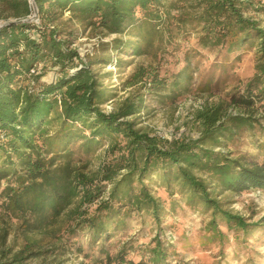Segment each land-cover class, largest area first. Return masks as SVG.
Listing matches in <instances>:
<instances>
[{
    "label": "trees",
    "instance_id": "trees-1",
    "mask_svg": "<svg viewBox=\"0 0 264 264\" xmlns=\"http://www.w3.org/2000/svg\"><path fill=\"white\" fill-rule=\"evenodd\" d=\"M35 2L38 24L23 22L31 13L28 0H0V264H66L63 241L76 229L88 232L91 242L108 241L133 215L159 227L165 205L146 184L153 177L168 197L174 185L187 206L210 213L207 243L225 239L218 219L245 240L262 231L264 219L248 223L223 208L220 198L264 191V166L223 150L248 131L264 135V26L254 18L264 6L245 0ZM65 13L84 29L116 38L101 43L100 54L85 62L53 26ZM189 26L199 30L197 46L203 50L222 46L230 55L255 48L254 74L229 100L195 111L197 139L169 142L137 128L147 107L136 85L150 89L161 104L174 103L193 78L189 64L161 78L156 70L137 67L125 82L133 91L119 101L103 82L111 73L100 77L92 69H121L122 55H158L170 44L173 27ZM47 61L60 76L46 84L40 80ZM34 68L37 74L31 75ZM109 103L113 109L105 112ZM76 144L85 157L105 147L96 170L74 160ZM70 221L73 226L64 228ZM129 249L105 253L106 264H170L171 257L173 264H184L159 236L147 249V262L127 260Z\"/></svg>",
    "mask_w": 264,
    "mask_h": 264
},
{
    "label": "rangeland",
    "instance_id": "rangeland-1",
    "mask_svg": "<svg viewBox=\"0 0 264 264\" xmlns=\"http://www.w3.org/2000/svg\"><path fill=\"white\" fill-rule=\"evenodd\" d=\"M245 1L252 2L255 8L264 6V0ZM254 18L264 26V13L256 14ZM53 26L63 33L59 37L60 40L67 41L69 48L75 50L85 62L88 57L100 54L101 43H110L116 38L114 35L103 36L99 31L84 29L75 21H71L68 13L59 18ZM172 33L174 35L170 44L166 41V45L164 44L166 47L159 54L157 53L158 55L140 58L122 55L120 58L124 64L121 69L115 68V65H108L105 68L96 66L92 70L100 77L111 73V77L105 78L103 82L108 88L116 90L118 94L116 101H119L133 91V88L125 87V82L137 67L141 66L148 71L156 70L161 78L170 77L171 74L189 64L193 78L186 85L185 92L182 88L180 89L181 94L174 103L168 101L161 104L151 95L150 89L136 85L142 88L141 92L147 107L145 113L138 119L137 128L169 142L181 138L195 140L200 134L199 123L195 120V111L206 103L229 100L238 92L242 84L254 74L256 49L245 47L236 54L228 55L222 46L204 50L199 48L197 40L200 33L196 27L189 26L185 31L182 29L177 31L176 27H173ZM110 55L112 56V53ZM185 58H189V62L185 61ZM44 66V75L48 73L52 79L49 80L50 76L42 77L40 82L47 84L56 81L60 76L59 68L53 67L48 61ZM113 106L110 103L106 104L103 110L110 112ZM229 111L238 112L236 108H231ZM78 146V144L73 146L74 160L88 163L90 170H96L100 158L103 159L105 147L97 154L85 157L79 154ZM223 150L229 151L233 158H244L251 164L264 166V135L257 130L241 134ZM146 184L154 190L155 196L159 197L165 205L160 226L155 225L149 218L133 215L131 219H127L126 227L114 233L110 240L99 239L94 242L90 241L88 232L76 229L74 234L68 236L69 239L64 238L63 241L66 264H106L105 253L114 255L123 245L127 249L130 248L126 255L127 260L147 262L149 259L147 249L156 236H159L166 244H170L172 253L175 252L184 264H264V228L245 240L241 234L228 233L225 224L218 219L219 228L226 232L223 234L225 239L224 241L211 240L207 243V238L203 235L204 227L210 220V213L202 211L200 206L193 208L187 206L174 185L172 187L174 195L168 197L164 188L158 185L157 178L153 177V181ZM220 199L223 208L246 219L248 223L264 219V191L239 195L224 194ZM171 201L175 203L174 209L170 208ZM91 208L94 209L95 206ZM70 222L62 225L64 228L68 225L73 226L72 221ZM15 233L16 242L20 243L21 231ZM13 237L11 235L8 244H11ZM201 241L203 246L200 245ZM170 260V264L175 261L173 257Z\"/></svg>",
    "mask_w": 264,
    "mask_h": 264
},
{
    "label": "built area",
    "instance_id": "built-area-1",
    "mask_svg": "<svg viewBox=\"0 0 264 264\" xmlns=\"http://www.w3.org/2000/svg\"><path fill=\"white\" fill-rule=\"evenodd\" d=\"M36 0H28V4H29V7H30V15L25 19L23 20V22H33V23H36L38 24L39 23V12H38V9H37V6H36ZM1 23V22H0ZM4 24H0V26H2ZM98 47V45L96 46ZM30 74L32 75H36L37 72H36V68H34L33 70L30 71Z\"/></svg>",
    "mask_w": 264,
    "mask_h": 264
},
{
    "label": "crops",
    "instance_id": "crops-1",
    "mask_svg": "<svg viewBox=\"0 0 264 264\" xmlns=\"http://www.w3.org/2000/svg\"><path fill=\"white\" fill-rule=\"evenodd\" d=\"M44 75V74H43ZM50 75L47 73L46 75H44L43 77H49ZM52 79V77H49V80Z\"/></svg>",
    "mask_w": 264,
    "mask_h": 264
},
{
    "label": "water",
    "instance_id": "water-1",
    "mask_svg": "<svg viewBox=\"0 0 264 264\" xmlns=\"http://www.w3.org/2000/svg\"><path fill=\"white\" fill-rule=\"evenodd\" d=\"M2 26H3V25H2ZM2 26H0V28H1Z\"/></svg>",
    "mask_w": 264,
    "mask_h": 264
}]
</instances>
